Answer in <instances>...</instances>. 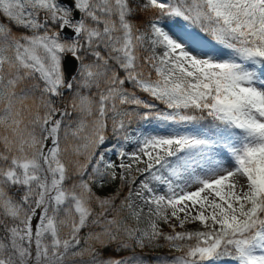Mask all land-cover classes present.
Listing matches in <instances>:
<instances>
[{"label": "snow or ice", "instance_id": "1", "mask_svg": "<svg viewBox=\"0 0 264 264\" xmlns=\"http://www.w3.org/2000/svg\"><path fill=\"white\" fill-rule=\"evenodd\" d=\"M0 264H264V0H0Z\"/></svg>", "mask_w": 264, "mask_h": 264}]
</instances>
